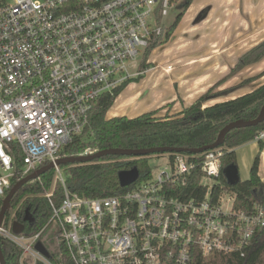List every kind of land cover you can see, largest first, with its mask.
Here are the masks:
<instances>
[{
  "label": "built area",
  "instance_id": "built-area-1",
  "mask_svg": "<svg viewBox=\"0 0 264 264\" xmlns=\"http://www.w3.org/2000/svg\"><path fill=\"white\" fill-rule=\"evenodd\" d=\"M171 6L172 0H0V197L55 164L51 188L36 178L52 211L45 226L16 234L12 224L0 225L1 238L22 249V264L26 255L33 264H191L195 247L204 256L244 254L264 227L263 205L247 211L234 208L235 194L213 197L224 153L218 147L200 157L161 154L165 168L107 196L72 191L56 164L84 132L93 102L131 78L127 62L165 33L161 20ZM263 138L264 131L257 139ZM93 152L87 147L77 156ZM198 172L200 188L190 183ZM51 225L58 238L52 260L35 248Z\"/></svg>",
  "mask_w": 264,
  "mask_h": 264
},
{
  "label": "trees",
  "instance_id": "trees-1",
  "mask_svg": "<svg viewBox=\"0 0 264 264\" xmlns=\"http://www.w3.org/2000/svg\"><path fill=\"white\" fill-rule=\"evenodd\" d=\"M193 1L185 0L184 10L170 26L165 37L163 34L149 45L139 65L140 71L149 68L148 58L151 51L170 37ZM263 58L264 39L243 53L225 78L236 74L246 66L261 61ZM263 76L264 71L246 78L235 87L248 86ZM224 79L219 80L192 104L184 106L180 112L172 115L160 116L157 115L156 110H151L136 117L126 115L108 117L107 113L115 103L116 98L134 80L131 77L118 86L113 93H105L93 102L89 112V123L84 132L66 145L61 153L62 155H78L87 147L99 151L107 148H148L154 146L198 148L212 144L227 124L236 120L250 121L256 119L264 105V82H262L244 94L205 106V102L212 95L213 87L219 86ZM262 131H264V121L257 125L234 128L224 136L223 143L218 147L224 153L221 158V174L214 186L213 197L220 198L226 191L235 194V209L251 211L256 204L264 206V182L259 176L260 153L264 145L262 139H259V151L253 160L249 178L241 180L236 185H230L223 173L225 166L238 165L237 147L257 139ZM175 153L173 152L171 155H175ZM183 153L200 157V155L189 152ZM159 155H107L91 162L66 164L62 167L66 172V183L72 191L91 197L107 196L128 188L120 185L118 176L120 170L137 167L141 178H145L151 171L149 159ZM17 163L20 167V160H17ZM54 176V169L42 174L41 178L47 188L52 187ZM201 177L202 173L198 172L190 183L200 188ZM55 194L57 201H59L62 197L61 184L56 186ZM192 196L197 195L188 194L184 198L189 199ZM3 199L0 197V211ZM28 208L35 217V221L32 225L25 222L26 230L40 231L49 220L52 211L38 179L30 180L14 195L4 219V225L10 227L14 220L23 221ZM1 247L7 264H22L20 261L22 249L19 246L2 237ZM191 264H264V227L256 229L244 254L241 252L231 254L214 252L204 256L195 247Z\"/></svg>",
  "mask_w": 264,
  "mask_h": 264
},
{
  "label": "rangeland",
  "instance_id": "rangeland-1",
  "mask_svg": "<svg viewBox=\"0 0 264 264\" xmlns=\"http://www.w3.org/2000/svg\"><path fill=\"white\" fill-rule=\"evenodd\" d=\"M200 1L204 2V5L206 3H208V6L212 5V9L209 13L210 19L206 20L201 12L205 10V6L199 8L195 13L194 10L189 12L187 9L170 37L163 44L156 46L151 51L148 58V62L150 63L149 68L140 71L139 65L144 58L142 52L136 60L127 62L128 71L132 74L131 77L134 78V80L131 81L116 98L115 103L107 113L108 117L118 115L136 117L151 110H156L157 115L165 116L167 114L172 115L178 113L183 109V94H188V92L194 88L193 79L196 77L197 73L203 71L196 67L183 68L185 62L189 57L199 53L198 51L202 49L205 41L208 42V40L213 41L217 39V42L222 45L226 37L224 36L225 33H217L224 30L220 27V24L216 22V17H223L226 14V12L222 10L219 0ZM184 4L185 0H172V6L169 8L168 14L164 15L161 20V25L166 28L164 37L178 15L184 10ZM234 4L235 7H232V14L230 15V26L226 29V31H229V39L226 45H231L248 36L247 28L252 23L260 20L258 17L261 15V7L263 8L262 4H258L255 0H236ZM234 8H236V10ZM262 19L263 18H261V20ZM262 34L264 35V32H262ZM260 38L261 36L258 35L251 37L248 42L241 44L240 47L236 49V53L245 45H249L251 48ZM245 50L241 52L244 53ZM238 59L239 57L236 55L234 65ZM261 64L263 65V70H260ZM246 67L243 68L244 70L242 69L243 71L241 70L243 73L232 81H228L231 76L225 78L230 72L223 76L222 79H225L219 86L213 87L212 95L208 100L221 95L225 97L228 91H231V95L229 94L230 96H236L246 90L241 88L249 86L254 87L256 83L263 80L257 79V81L250 83L248 86L235 87L246 78L264 71V61L256 65V67L245 69ZM183 71L187 72L185 79L190 82L186 89H181L180 87L183 83ZM139 75L141 76L139 77ZM223 85L226 87H223ZM85 137L88 138L87 136ZM256 154L257 153L251 155L247 149H242V151H240L238 167L241 180L250 177V169ZM166 163L167 158L165 155L161 157L153 156L149 159L150 169L153 172L165 168L167 165ZM207 181L213 183V180ZM224 203L230 205L231 200L228 196L224 198ZM41 241L45 244L50 254H57L58 238L57 230L54 225H51L44 232ZM26 259L28 264H33V258L26 255Z\"/></svg>",
  "mask_w": 264,
  "mask_h": 264
},
{
  "label": "crops",
  "instance_id": "crops-1",
  "mask_svg": "<svg viewBox=\"0 0 264 264\" xmlns=\"http://www.w3.org/2000/svg\"><path fill=\"white\" fill-rule=\"evenodd\" d=\"M235 1L236 0H219V2H220L219 4H220V6H222V10L226 12V14L223 17H219V16L216 17V22H218L220 24V27L224 30L222 32L219 31L217 33L218 34L225 33L224 36H226L222 45H220L217 42V39H214L213 41L208 40V42L205 41L202 49L200 51H198L199 53H196V55L194 54V56L189 57V59H187V61L185 62L184 66H183V68L196 67L197 69L199 68L200 70H203L200 73H197L196 77L193 79V83H194L193 87L194 88L192 90H190L188 92V94H186V95L183 94V107L189 106L190 104H192L198 98V96L202 95L209 88L214 86L219 80H221L223 78V76H225L226 74H228L230 72V69L234 66V59L236 60V55L238 57H240L241 54H243L241 52L242 50H245L247 48L244 51V53H245L247 50L250 49L249 45H245L244 47H242L240 49V51L238 53H236V49L239 48L241 44L248 42L251 37H254L257 35L261 36V38L256 43H254L252 46L256 45L257 43H259L261 40L264 39V35L262 34V32H264V0H255V2H258V4L260 3L263 6V8L261 7V10H262L261 15L258 17V19L260 18V20L249 25V27L247 28L248 29V36L242 38L238 42L232 43L231 45H226L228 42V39H229V35H228L229 31H226V29H227V27L230 26V15L232 14V7H235V4H234ZM202 7H204V9H205V10L201 11L204 18L206 20L210 19L209 13L212 9V5L208 6V3H206L204 5V2H201L200 0H194L193 3L188 8V11L190 12V11L194 10V13H195L199 8H202ZM234 9L236 10V8H234ZM261 18H263V19L261 20ZM241 22H242V20H241ZM262 35H263V37H262ZM262 61H264V58L261 61L246 67L245 69H247L249 67H256V65H259V63H261ZM260 67H261L260 70H263L262 69L263 65ZM242 71H240L237 74L232 75L228 79V81L234 80L238 75L243 73ZM186 74H187V72L183 71V83L180 86L181 89L182 88L186 89L188 87V85L190 84V82H188L185 79ZM260 79H263V80L256 83V85L254 87H256L260 83L264 82V76ZM223 87H226V86L223 85ZM254 87H250V86L249 87H243L241 89H246V90H244L243 93H240L238 95H241V94H244L248 91H251ZM230 92L231 91H228L227 95L225 97H222L224 95H221V96H217L216 98L214 97L215 99L213 98V99L207 100L205 102V106L213 104V103L218 102V101H224V100L238 96V95L230 96L231 95ZM232 93H233V91H232ZM262 140L264 143V138ZM242 149H247V150H249L251 155H254L255 153H257V151H259V139H254V140H251L247 143H244V144L238 146L236 149L237 157H239V153H240V151H242ZM260 157H261V161H260V165H259V176H260L261 180L264 182V145H263V149L260 153Z\"/></svg>",
  "mask_w": 264,
  "mask_h": 264
},
{
  "label": "water",
  "instance_id": "water-1",
  "mask_svg": "<svg viewBox=\"0 0 264 264\" xmlns=\"http://www.w3.org/2000/svg\"><path fill=\"white\" fill-rule=\"evenodd\" d=\"M264 121V105L262 107V110L259 114V116L250 121L246 120H236L229 124H227L219 133L217 140L209 145H205L198 148H183V147H173V146H154V147H148V148H107L104 150L95 151L92 154L89 155H65L61 158L56 160L57 165H66V164H74V163H86L91 162L95 159H98L103 156L107 155H119V156H146V155H159V154H165V153H183V152H189L193 154L202 153L209 149H214L219 147L223 141L224 136L232 129L239 128V127H246L250 125H257ZM55 166L53 162H50L36 171L28 174L27 176L21 178L18 180L10 189V191L7 193V195L3 199V205L0 211V225H2L6 213L8 211V208L11 204V200L14 197V195L30 180L36 179L48 170L52 169ZM223 173L225 177L227 178V181L230 185H236L238 182L241 181L240 173H239V167L237 164H230L223 168ZM140 171L137 167H133L128 170H120L119 171V182L122 187H126L133 182H135L140 177ZM35 218L31 216V212L29 208L26 210V215L23 218V221L15 220L12 223V230L16 234H20L25 229V222L30 223L31 225L34 223ZM35 248L45 257L48 259L51 258V254L49 253V250L45 246V244L42 241H38L35 245ZM0 262L1 264H7L6 258L4 256V253L2 251L1 247V236H0Z\"/></svg>",
  "mask_w": 264,
  "mask_h": 264
},
{
  "label": "flooded vegetation",
  "instance_id": "flooded-vegetation-1",
  "mask_svg": "<svg viewBox=\"0 0 264 264\" xmlns=\"http://www.w3.org/2000/svg\"><path fill=\"white\" fill-rule=\"evenodd\" d=\"M31 216H33L32 214H31ZM34 217V216H33Z\"/></svg>",
  "mask_w": 264,
  "mask_h": 264
},
{
  "label": "bare ground",
  "instance_id": "bare-ground-1",
  "mask_svg": "<svg viewBox=\"0 0 264 264\" xmlns=\"http://www.w3.org/2000/svg\"><path fill=\"white\" fill-rule=\"evenodd\" d=\"M161 155V154H160Z\"/></svg>",
  "mask_w": 264,
  "mask_h": 264
}]
</instances>
